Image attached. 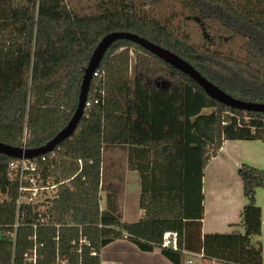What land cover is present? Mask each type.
I'll use <instances>...</instances> for the list:
<instances>
[{
    "label": "trees",
    "instance_id": "1",
    "mask_svg": "<svg viewBox=\"0 0 264 264\" xmlns=\"http://www.w3.org/2000/svg\"><path fill=\"white\" fill-rule=\"evenodd\" d=\"M87 1L93 6L89 12L74 10L69 0H0V142L35 148L63 128L77 106L93 49L112 31L143 36L183 57L233 97L264 102V0H184L198 20L215 19L243 34L247 39L241 57L196 47L140 12L136 0ZM138 1L147 5L156 0ZM155 62L175 75L174 83H161ZM96 69L89 104L73 132L55 146L53 157L43 153L45 164L36 158L56 181L67 179L43 209L36 204L17 211V184L7 172L11 157L0 153V191L6 195L0 200V264L24 263L33 224L41 243L36 264H54L56 252L66 264H100V249L118 238L142 250L159 248L171 262L181 264V250L194 249L188 236L197 239L194 250L206 264H262L261 208L255 199L256 188L264 184L262 168L242 162L237 169L245 197L240 220L233 224L239 229L201 234L200 219L204 166L224 140H264V112L208 97L187 74L127 39L113 41ZM161 93L164 104L159 103ZM179 108L181 131L172 113ZM164 109L175 130L177 150L172 156L153 137ZM160 128L167 130V123ZM110 147L125 150L127 167L138 173L143 212L135 221L121 220L118 188L112 183L103 187V151ZM104 189L100 208L99 192ZM172 190L179 202L173 209ZM167 230L177 231L178 249L161 245Z\"/></svg>",
    "mask_w": 264,
    "mask_h": 264
},
{
    "label": "rangeland",
    "instance_id": "2",
    "mask_svg": "<svg viewBox=\"0 0 264 264\" xmlns=\"http://www.w3.org/2000/svg\"><path fill=\"white\" fill-rule=\"evenodd\" d=\"M137 9L141 12H146L152 17L165 23L169 29L184 37L188 42L202 50H216L224 55L241 57L243 56L246 37L238 32H235L215 19L206 18L198 20L196 11L186 5L184 0H156L147 5H141L138 0ZM69 5L76 11L89 12L93 9L91 3L87 0H69ZM133 54H131V64L133 63ZM158 75L162 78L161 83L166 86L175 82V75L169 69L160 63H153ZM163 85V86H164ZM164 94L159 95V103L164 104ZM206 110V108L203 109ZM209 110V109H207ZM174 122L178 125V131H181V108L172 110ZM161 123H167L168 129L163 130L160 128ZM166 128V126L164 125ZM175 130L173 122L168 110L164 109L162 114L158 115L154 125L153 137L154 140L159 141L166 145L171 150V156L176 153L177 147L173 144L176 141L174 136ZM173 138V142L171 141ZM224 150L216 157L210 158L204 166L202 181L204 182V190L207 191L211 188H218L231 178L237 177V169L240 165L235 167L233 162L238 156H250L256 159L255 164L264 167V140H239L229 139L226 140ZM108 148L104 149L103 154V187L106 188L107 184L112 183L119 190V204L123 206L125 216L133 218L132 214L138 209V196H139V177L138 173L127 166L120 167L116 172H108L105 164H107L106 153ZM117 157L116 164L123 161L126 165L125 154L122 149H116ZM124 155V160L122 156ZM108 156V155H107ZM246 162L247 161H241ZM156 163V162H155ZM250 164V163H249ZM254 165V164H251ZM258 165H254L260 167ZM122 166V165H121ZM262 168V167H260ZM264 172V169H263ZM157 189V188H154ZM99 205L104 206L105 189L100 190ZM173 196L170 198L171 209L178 205V199L175 197V190H172ZM5 193L0 191V200L5 198ZM170 212V211H168ZM185 258V256L183 257ZM193 259V258H192ZM193 261H197L194 260ZM202 263V260L200 261ZM184 264H188L186 261Z\"/></svg>",
    "mask_w": 264,
    "mask_h": 264
},
{
    "label": "crops",
    "instance_id": "3",
    "mask_svg": "<svg viewBox=\"0 0 264 264\" xmlns=\"http://www.w3.org/2000/svg\"><path fill=\"white\" fill-rule=\"evenodd\" d=\"M226 142V140L222 142V146L220 147L219 151L212 158L218 156L224 150ZM116 149H118V147H110L107 149V151H105V153L108 155H106L107 164H105L107 168L106 171L108 172H116L120 170V167L127 166V163L126 165H123L124 161L120 164L115 163L117 157ZM123 152L125 154L126 161V151L123 150ZM260 155L264 157L263 154ZM103 156L105 155L103 154ZM122 159L124 160V155L122 156ZM241 161H247V163L258 165L254 163V161H257L256 159L251 158L250 156L240 155L234 160V166L237 167ZM258 166L264 169L262 165ZM202 194L203 215L200 219L201 234L205 232H230L234 229H239V226H234L233 224L238 223L240 220L239 213L241 207L245 203V197L242 193V184L238 174L237 177L231 178L222 186L219 185L218 188H211L208 190L207 195L204 190V182L202 181ZM255 199L256 203L261 208V232L259 239L262 244V264H264V184L256 188ZM101 207L102 206H100V208ZM119 210L122 221H135L142 215L143 212L138 206L137 211L132 214L133 218H129L125 216L123 206H120V204ZM188 243L189 245L194 246V249H196L198 245L197 239L192 238V236H188ZM183 249L188 250L186 248ZM194 249H189L188 251L197 252ZM181 252V264H184L186 258H193L198 262L201 261L194 256L187 255L183 251ZM184 256L185 258H183ZM99 257L100 264H174L160 252L159 248H154L152 250H142L136 244L125 238L114 239L105 244L100 249ZM202 263L206 264L207 262L202 260Z\"/></svg>",
    "mask_w": 264,
    "mask_h": 264
},
{
    "label": "water",
    "instance_id": "4",
    "mask_svg": "<svg viewBox=\"0 0 264 264\" xmlns=\"http://www.w3.org/2000/svg\"><path fill=\"white\" fill-rule=\"evenodd\" d=\"M121 38L130 40L140 45L142 48L156 55L161 60L169 63L174 68L187 74L203 89L208 97L233 108L264 112V102L248 101L233 97L232 95L212 83L206 77H204L193 65H191L188 61H186L183 57H181L174 51L157 43H154L146 39L145 37L133 32L112 31L105 34L98 41L91 53L88 64L84 69L83 78L80 84L77 106L66 125L61 128L49 141L35 148L13 146L0 142V153L11 158H33L53 150L60 141L68 137L75 129L79 119L83 114L91 78L93 72L96 70L100 62L101 57L113 41Z\"/></svg>",
    "mask_w": 264,
    "mask_h": 264
},
{
    "label": "built area",
    "instance_id": "5",
    "mask_svg": "<svg viewBox=\"0 0 264 264\" xmlns=\"http://www.w3.org/2000/svg\"><path fill=\"white\" fill-rule=\"evenodd\" d=\"M97 69L93 72V75H97ZM92 75V76H93ZM97 100L94 99V102ZM89 101L86 100L85 105H88ZM55 148V147H54ZM49 153L50 157L55 155L54 149L46 152ZM40 162H46L47 157L45 154L39 155ZM33 158H10L7 162V172L10 179L14 180L17 184L18 197L16 199L17 211L22 206L31 205L34 206L38 204L39 209H43L44 206L50 202V199L56 197L58 194L59 186L67 182L66 180L56 181L48 171V167L39 165V161ZM47 217H40L39 221L45 222ZM18 224V219L14 223V227ZM36 224H33V233L30 236L32 239V247L30 251L25 253V260L23 264H36L37 262V247L39 241L36 238L35 233ZM178 233L175 230H167L162 234L161 245L164 247H170L172 249H178ZM82 238H79V242ZM184 253L190 256H194L199 260H202L201 252H190L188 250L182 249ZM91 254H95L91 251ZM188 264H203L198 261H193L192 258H186ZM54 264H66V259L59 257L56 252Z\"/></svg>",
    "mask_w": 264,
    "mask_h": 264
}]
</instances>
